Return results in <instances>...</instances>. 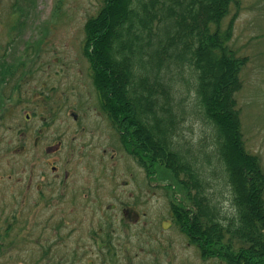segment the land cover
Instances as JSON below:
<instances>
[{
  "label": "rangeland",
  "instance_id": "1",
  "mask_svg": "<svg viewBox=\"0 0 264 264\" xmlns=\"http://www.w3.org/2000/svg\"><path fill=\"white\" fill-rule=\"evenodd\" d=\"M99 4L0 0V264H83L73 258L95 246L92 231L101 225L114 231L113 245L134 246V264L147 246L149 264H225L201 258L179 232L168 173L156 167L148 178L99 107L82 54L84 24ZM230 20L228 44L247 58L235 93L240 130L264 169V0H240L221 28ZM174 71H161L158 81L168 89V105L161 98L159 106L173 115L175 149L199 155L206 192L231 216L230 189L207 143L211 131L197 114L195 77ZM127 207L131 216L122 222Z\"/></svg>",
  "mask_w": 264,
  "mask_h": 264
},
{
  "label": "trees",
  "instance_id": "2",
  "mask_svg": "<svg viewBox=\"0 0 264 264\" xmlns=\"http://www.w3.org/2000/svg\"><path fill=\"white\" fill-rule=\"evenodd\" d=\"M99 2L84 24L82 54L99 107L126 152L153 177L156 167L168 173L170 219L202 258L264 264V169L245 149L235 100L247 58L228 44L231 20L221 28L240 0ZM184 68L195 77L197 114L210 128L206 140L230 189L231 216L206 192L199 155L175 149L173 115L159 106L169 98L160 72Z\"/></svg>",
  "mask_w": 264,
  "mask_h": 264
},
{
  "label": "flooded vegetation",
  "instance_id": "3",
  "mask_svg": "<svg viewBox=\"0 0 264 264\" xmlns=\"http://www.w3.org/2000/svg\"><path fill=\"white\" fill-rule=\"evenodd\" d=\"M111 126H112V124H111ZM114 130L117 132V130L115 128H114ZM120 144H122L121 141H120ZM121 146L123 147V145H121ZM132 159L134 160L133 157H132ZM139 167H141V166L139 165ZM141 168L145 172L146 176L148 178H150V174L148 172H146V170L143 167H141ZM51 170H52L53 173L56 172L55 171L56 168L54 166L51 167ZM64 178L66 179L67 176L64 177ZM84 190H86V191L83 194L84 197H85V198H83V201L87 202V189L85 188ZM127 210H128V207L127 208H123L122 222L126 221L127 218L131 216V214ZM132 215H134L136 217L135 213L132 214ZM103 230L104 229H103V227L101 225L100 227H98L97 229L92 231L93 236L91 237V240L93 241L95 246H86L83 249V251L80 253V256L74 257L73 260L75 261L78 258L80 260H83V264H94L95 261H93V259H97L98 260V264H115V263L116 264H121L122 261H124V264L126 262H127V264H134L135 262L133 260L137 259V257L139 256V255H137V252H135V251L132 252L131 251L132 248H133V250L135 249L134 246L129 245L128 241L120 242V245H117V244L113 245V240H112V236L111 235L114 233V231L107 230V232L104 233ZM181 234L189 242L188 237L185 234H183V233H181ZM129 237H133V235L131 234ZM189 243L198 250V253L200 255V250H199L197 244H193L191 242H189ZM147 245H148V243H147ZM148 247H150V246H147L146 248H144V250H143V254H144L143 262H139V264L144 263V261H145L146 264H149V262H150L149 261L150 260V252L148 250ZM89 253L90 254L93 253V255L90 256V257L94 256L93 259L89 258V256H88ZM206 259H208V258H206Z\"/></svg>",
  "mask_w": 264,
  "mask_h": 264
}]
</instances>
